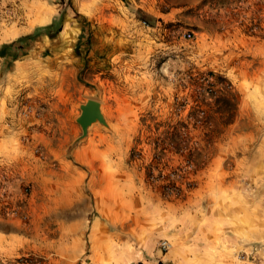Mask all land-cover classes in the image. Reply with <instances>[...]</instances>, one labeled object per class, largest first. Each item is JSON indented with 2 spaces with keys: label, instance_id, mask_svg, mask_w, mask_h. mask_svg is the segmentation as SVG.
<instances>
[{
  "label": "rangeland",
  "instance_id": "374dc122",
  "mask_svg": "<svg viewBox=\"0 0 264 264\" xmlns=\"http://www.w3.org/2000/svg\"><path fill=\"white\" fill-rule=\"evenodd\" d=\"M60 1L0 0V45L64 12L0 60V264H264V0ZM90 176L129 241L96 259Z\"/></svg>",
  "mask_w": 264,
  "mask_h": 264
},
{
  "label": "crops",
  "instance_id": "0c3cea01",
  "mask_svg": "<svg viewBox=\"0 0 264 264\" xmlns=\"http://www.w3.org/2000/svg\"><path fill=\"white\" fill-rule=\"evenodd\" d=\"M92 177L95 176H90V180L86 182L87 185L84 183L81 192L76 195L79 199H76L78 197L74 198L77 202L84 201L83 198L87 197L86 186L89 184L91 205L86 206V209L83 207L81 215L74 220L72 226L75 244L70 253L80 257L87 252L86 258L96 259L103 250L105 252L104 256H108L109 251L114 247V243L128 245L129 241L125 235L127 232L125 226L120 224L119 226H115L113 223L114 207L109 194L93 192L94 183L91 181ZM109 226L113 227V229L111 230ZM115 227L117 229L114 231ZM70 231L72 232V227ZM84 240L87 241V246L84 245ZM155 256H157V253H155Z\"/></svg>",
  "mask_w": 264,
  "mask_h": 264
},
{
  "label": "trees",
  "instance_id": "16d2710c",
  "mask_svg": "<svg viewBox=\"0 0 264 264\" xmlns=\"http://www.w3.org/2000/svg\"><path fill=\"white\" fill-rule=\"evenodd\" d=\"M60 2L62 3L64 0H61ZM66 2L70 5V0H66ZM76 16L78 17V15ZM63 18L64 12L60 11L49 24L42 27H36L31 33L21 36L12 42L1 44L0 60L3 65V70L9 69L12 63L25 57L37 39L45 37L48 40H53L61 31ZM79 40L80 36L75 45V49L78 48Z\"/></svg>",
  "mask_w": 264,
  "mask_h": 264
},
{
  "label": "water",
  "instance_id": "95a60500",
  "mask_svg": "<svg viewBox=\"0 0 264 264\" xmlns=\"http://www.w3.org/2000/svg\"><path fill=\"white\" fill-rule=\"evenodd\" d=\"M78 110L79 114L75 122L80 129V137L85 134L87 128L93 123L105 125V121L99 110V104L96 101L86 100L83 104L79 105Z\"/></svg>",
  "mask_w": 264,
  "mask_h": 264
},
{
  "label": "built area",
  "instance_id": "2783aa9c",
  "mask_svg": "<svg viewBox=\"0 0 264 264\" xmlns=\"http://www.w3.org/2000/svg\"><path fill=\"white\" fill-rule=\"evenodd\" d=\"M159 246H160V250H161V251H166L167 244H166L165 242L160 243Z\"/></svg>",
  "mask_w": 264,
  "mask_h": 264
}]
</instances>
